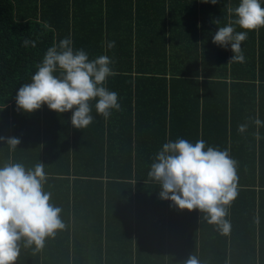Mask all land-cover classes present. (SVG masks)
I'll return each instance as SVG.
<instances>
[{"label":"trees","instance_id":"16d2710c","mask_svg":"<svg viewBox=\"0 0 264 264\" xmlns=\"http://www.w3.org/2000/svg\"><path fill=\"white\" fill-rule=\"evenodd\" d=\"M154 1L103 0L101 4L91 0H0V116L12 110L8 116L0 117V131L3 130V137L18 138L13 125H20L23 133L37 131L42 125L62 135L61 148L51 150L45 146L40 151L42 146L38 144L33 153L36 163L41 159L45 163L47 181L62 174V197L60 200L51 198L50 203L62 208L61 218L66 224L64 230L46 240L42 251L34 254L36 261L42 258L47 259L44 262L47 263L58 259L68 264L70 255L79 253L78 244L83 237L103 235V241L109 240L115 251L110 259L114 264H127L125 256L132 262V251L137 254L143 247L149 251L148 259L155 256L158 263L164 258V252L174 251L175 245L165 244L166 239H172L171 234L195 242L196 235L193 238L191 232L184 235L177 226L184 227L190 219L197 225L199 219L204 221L203 214L199 210H180L171 201L161 200L159 185L148 176L155 155L169 140L183 138L195 143L203 139L208 147L228 150L231 158L238 162V196L243 186L264 177V127L257 129L252 122L257 116L264 121V27L250 31L248 39L242 43L245 62L230 61L231 46H217L212 39L218 27L236 19L229 9L237 7L239 0H218L216 4L211 3L214 17L211 18L209 47L205 51L200 49V55L188 50L191 55L183 56L182 46L189 42L175 43L180 54L166 57L164 40L155 44L160 32L158 25L150 23L148 33L141 37L138 34L141 27L149 24L146 2L153 4ZM260 2L264 7V0ZM187 12L189 16L194 15L190 10ZM216 20L220 21L219 25ZM132 24L134 42L130 41ZM236 31L242 29L236 26ZM67 37H71L74 49L85 50L89 59L107 55L114 60L115 75L108 78L106 87L118 93L121 104V111L113 110L105 119L96 112L93 101V122L83 130L74 128L73 136L68 132L72 111L58 114L44 105L26 113L17 108L15 99L19 87L31 82L46 50ZM24 39L34 41L35 46H23ZM110 41H115L112 49L107 48ZM125 47H128V59L134 57L136 66L141 60L146 62L135 69L133 82L125 76ZM167 59L172 65L187 59L194 70L187 69L180 80L156 77ZM198 61H201L200 69L196 68ZM173 81L175 83L169 84L167 89V83ZM241 124L248 125L244 133L238 131ZM199 125L204 127L200 133ZM0 144L2 167L13 161L15 153L6 143ZM53 152L57 153L55 160L58 154L62 155V169L50 170L44 161ZM68 177L74 179L70 186ZM238 196L227 216L231 223L229 234H221L215 225L207 223L216 231L208 248L216 260L210 264H264V237L256 241L251 237L254 235L253 214L257 211L264 216V212L253 202L239 201ZM142 209L146 224L140 229L137 223L134 229L130 222L132 210L136 222ZM123 216L128 217L129 222ZM88 230L91 232H86ZM132 233L136 236L134 243ZM206 237L201 236L199 243H206ZM100 245L99 242V248ZM191 247L196 249L195 243ZM23 248L17 262L26 261L30 256L27 252H33L32 248ZM179 250L183 251V247ZM189 255H185L186 259ZM201 264L206 263L201 261Z\"/></svg>","mask_w":264,"mask_h":264},{"label":"clouds","instance_id":"9594fccd","mask_svg":"<svg viewBox=\"0 0 264 264\" xmlns=\"http://www.w3.org/2000/svg\"><path fill=\"white\" fill-rule=\"evenodd\" d=\"M207 2L216 4L218 0ZM229 11L236 19L218 27L212 42L223 48L230 45V61L244 63L241 45L250 31L264 27V7L260 0H239V5ZM215 23L219 25L220 21ZM236 26L242 31H236ZM30 44L35 46L29 39L22 42L25 47ZM114 47L115 41L107 43L108 49ZM113 64L107 55L89 59L85 50L74 49L71 37L62 39L46 50L31 82L19 87L17 108L32 113L47 105L58 114L72 111V126L83 130L93 122L95 101L96 112L108 119L113 110L121 111L118 93L106 87L108 78L115 75ZM252 122L257 129L264 127L258 116ZM247 127L241 124L238 131L244 133ZM0 142L13 151L21 143L19 138L3 136ZM237 167L228 150L208 147L203 139L192 143L178 138L163 144L148 176L159 185L161 200L171 201L180 210H199L202 220L227 235L231 230L229 208L238 196ZM46 182L45 163L41 161L30 168L12 161L0 167V264H16L22 246L32 248L34 254L42 251L47 239L66 228L62 208L50 203L52 194L44 190ZM181 264L201 261L190 254Z\"/></svg>","mask_w":264,"mask_h":264},{"label":"crops","instance_id":"0c3cea01","mask_svg":"<svg viewBox=\"0 0 264 264\" xmlns=\"http://www.w3.org/2000/svg\"><path fill=\"white\" fill-rule=\"evenodd\" d=\"M92 3H98L100 2L103 4V0H91ZM91 3V4H92ZM148 5V25L145 27H141L139 29V36H143V33H148L150 25L152 23H155L159 26L160 32H158L159 37H156L155 44L161 40H164L166 46V57L170 55L173 56L174 53L180 54L179 47L175 46V43L179 45L180 43L185 44L188 43L186 46H182V55L183 56H190L191 54L188 53V50H191V52L196 51L198 55H200V49L206 50L207 47H209L208 42L210 41V31H211V18L214 16L211 14L213 6H211L210 2H207V0H155L153 4H150L149 2H146ZM187 10H190L191 13H194L193 16H189ZM131 11H134V5H131ZM152 21V22H151ZM151 23V24H150ZM145 24V23H144ZM154 28L155 25L153 24ZM133 24H132V36L130 41L134 42V34H133ZM152 46V45H151ZM132 50L134 46L132 45ZM125 70L127 71L126 77H129L130 79L128 81H135V69L138 68V66L145 65L146 62L141 60V63L137 64L135 62L134 57H130V60L128 59V47H125ZM161 48V46L158 47V49ZM186 51H185V50ZM200 57V56H199ZM165 58V57H164ZM119 63V62H118ZM177 63V61H176ZM156 64H160V62H156ZM177 65V66H175ZM172 65L169 59L165 60V64L162 65V72L159 73L160 75H157L156 77H165L166 79L168 77H173L174 80H180L182 79L184 72L188 69L191 72L194 70V65H192L189 61L183 60L182 62H178V64ZM197 69L201 68V61H198L196 65ZM166 72V75L163 76V72ZM198 77V76H197ZM198 79V78H197ZM175 81L167 83V89L169 87V84H174ZM134 90L130 92L133 96ZM10 111L7 110L3 113V116L5 117L10 114ZM20 125L16 124L13 125L14 131L16 136L21 140V143L17 146V148L12 152L15 153L13 157L12 162H18L23 163L26 168L34 167L36 164L34 151L36 152V145L42 146L40 148V151H43L45 146L48 147V149L55 150L62 147V143L60 142L62 139V135L59 134V132H52L51 130L43 127L40 125L39 129L37 131H29L26 133H23L20 131ZM198 127V133L203 130L204 127ZM74 127L72 126L71 122H69V135L73 136L75 135L73 131ZM31 132V133H30ZM30 133V134H29ZM32 134H34L32 136ZM0 136H3V130L0 131ZM0 149L2 148V144H0ZM3 152H0V157ZM57 155L56 152H53L51 154H48L46 157V164L48 165L49 169L55 170V168L62 169V155L58 154L57 160H55V156ZM60 155V157H59ZM256 160L258 161L257 157ZM41 161H43L41 159ZM259 168V165L256 167V169ZM68 186L72 184V181L74 179L72 177H68ZM46 187V191L51 192V198L53 200H60L62 197V174H59V176H55L50 179V181H47L44 185ZM242 193L240 194L239 201L245 199L248 204H251L252 202L257 207H262L261 210L264 212V177L263 178H255L252 181V184L250 186H243ZM128 197V196H127ZM128 201V199H127ZM134 203V201H133ZM140 209V208H139ZM140 214H138L137 221L135 222V211L132 210L130 221L133 228L135 229L136 224H140V229L142 228L143 223L146 224L145 219L141 216L142 213H145V210H140ZM80 213V211L77 212V214ZM263 215H259L257 211L252 216V222H254L253 227V236L254 240L256 241L260 236L264 237V219ZM78 216H76L74 222L75 224L79 223L77 220ZM124 220L129 222L128 217L123 216ZM113 220V217L110 218V222ZM198 224L195 225V221L189 220L186 224H184V227L177 226V228L182 229V232H184V235L186 233H193L192 238L194 235H196V241L193 242L191 240H184L180 239L179 237L172 235V239L168 241L166 239L165 244H173L175 245L174 251L167 254V252H164V258H160L158 263L155 261V256H153L152 259H148L149 251H146V247H143L139 249L138 253L136 254V251H132L133 261L131 262V259L129 256H125L124 261L127 262V264H181L182 259H186V254H195L198 256L199 260L204 261L206 264H210L211 261L216 260L215 256L212 254L211 249L209 248V241L213 239V237L216 235V231L209 225H207V222L203 221L201 222L200 219L198 220ZM86 232H91V230H88ZM135 232V231H134ZM142 233V232H141ZM172 233H176L172 231ZM93 234V233H92ZM132 241L135 242L136 236L135 233H132ZM201 236H207L206 237V243H199V239ZM80 237V236H79ZM78 237V239H79ZM76 236L74 237V239ZM158 239V238H155ZM183 241L180 245L179 242ZM264 241V239H263ZM100 242V248L99 246ZM195 243L196 249H192L191 245ZM116 246L118 244L115 242ZM77 245V244H75ZM79 247H81L79 253L71 254L70 258L68 260V264H114L112 262L111 256L115 253L113 247L111 246V242L109 240L103 241V235L100 236H93L91 238L85 239L83 237V240L79 241L78 244ZM183 247V251H180L179 248ZM24 249V248H23ZM22 249V250H23ZM30 249V248H29ZM123 248H118V250ZM134 249V246H133ZM226 252V251H225ZM30 255V256H27ZM27 259L26 261H20L16 264H51V263H58L62 264V260L58 259H50L47 263H44L47 259H39V261H36V259L33 258L34 253L27 252ZM228 255V253H227ZM117 258H115L116 261Z\"/></svg>","mask_w":264,"mask_h":264}]
</instances>
